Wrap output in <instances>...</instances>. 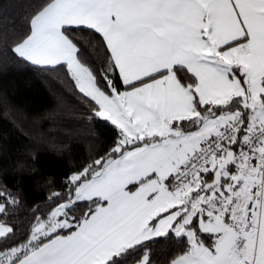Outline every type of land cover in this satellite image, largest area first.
I'll list each match as a JSON object with an SVG mask.
<instances>
[{"label":"snow or ice","instance_id":"6c2138e0","mask_svg":"<svg viewBox=\"0 0 264 264\" xmlns=\"http://www.w3.org/2000/svg\"><path fill=\"white\" fill-rule=\"evenodd\" d=\"M0 45L115 129L23 234L0 183V264H264V0H42Z\"/></svg>","mask_w":264,"mask_h":264},{"label":"trees","instance_id":"16d2710c","mask_svg":"<svg viewBox=\"0 0 264 264\" xmlns=\"http://www.w3.org/2000/svg\"><path fill=\"white\" fill-rule=\"evenodd\" d=\"M41 2L0 0V35H6L9 44L27 31L28 17ZM85 55L92 60L99 54L88 45ZM90 115L63 71L43 72L0 45V183L23 198L16 217L21 234L31 210L36 205L51 207L45 198L63 190L73 172L111 144L113 126ZM180 246L174 239L154 245L158 264H166Z\"/></svg>","mask_w":264,"mask_h":264}]
</instances>
